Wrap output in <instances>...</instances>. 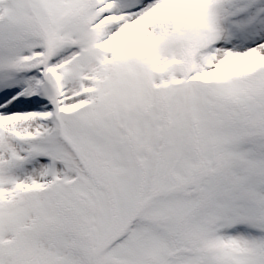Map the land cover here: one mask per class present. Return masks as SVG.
Returning <instances> with one entry per match:
<instances>
[{
    "label": "snow or ice",
    "instance_id": "1",
    "mask_svg": "<svg viewBox=\"0 0 264 264\" xmlns=\"http://www.w3.org/2000/svg\"><path fill=\"white\" fill-rule=\"evenodd\" d=\"M0 264H264V0H0Z\"/></svg>",
    "mask_w": 264,
    "mask_h": 264
}]
</instances>
